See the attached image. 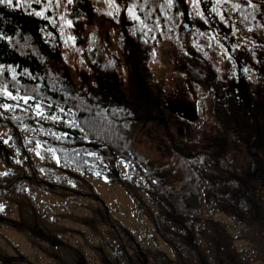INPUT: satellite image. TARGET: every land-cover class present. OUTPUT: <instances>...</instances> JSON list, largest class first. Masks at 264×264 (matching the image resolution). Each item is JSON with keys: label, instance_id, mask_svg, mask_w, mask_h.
Instances as JSON below:
<instances>
[{"label": "rangeland", "instance_id": "rangeland-1", "mask_svg": "<svg viewBox=\"0 0 264 264\" xmlns=\"http://www.w3.org/2000/svg\"><path fill=\"white\" fill-rule=\"evenodd\" d=\"M142 1L150 5L141 8ZM260 1L134 0L135 5H138V8L132 12L136 18H138L136 15H140L141 12L143 19L151 17L156 20L157 15L162 18L160 13L157 14V8L163 11L164 17L166 16L164 24H160L156 20V22L153 21L151 24L146 25L139 20L141 28L145 30L146 39H150V42L146 41L145 44L151 52L148 66L150 70L155 71L154 73L161 74V69L163 72H167L164 75L166 91H170L174 87L173 80L170 78L165 64L159 67L156 66V56H158V45L160 44L159 36L160 33L164 32L162 29L163 25L167 26V30L176 29L177 27L174 28V24H181L183 22L182 10L187 8L191 12L195 23L207 24L208 20L204 15L206 13L205 8H207L208 13L211 14L214 26L213 34L217 33L215 31V25L217 24L230 26L234 37L242 40L253 51L252 55H254L255 59L258 52H261V55L264 54V2L259 4ZM33 2L39 5L38 9L31 10L28 15L37 20L36 25L43 24L41 26L43 31H41L43 32V36L46 37L51 51L57 54L59 49L55 60L50 59L48 61L46 59L48 61L46 69L48 78H51V81L66 99L80 100L82 105L92 103L91 100L94 98L92 90L94 86L91 79L92 74L87 67L88 64L91 65L93 63V53L96 45L95 38L98 33L97 23L100 16H113V11L120 6V1L88 0L90 6L94 9V17L92 16L91 19H89L86 12L82 13L81 5L77 0H34ZM145 11L149 13L147 14ZM153 12L156 15L151 16ZM38 29L40 30V28ZM203 34L204 32H197L191 44L196 45L205 42L210 45L208 55L216 72L218 75L225 73L228 60L223 46L219 39L206 37L203 40ZM168 41L165 40V43ZM30 49L36 54L41 52L38 42H32ZM0 70L3 69L0 68ZM66 72L71 77L72 86L67 81L62 84L59 82V79ZM11 73L14 74L13 71ZM84 75L90 78V81L85 82ZM156 77L162 78V76ZM152 80L156 82L155 78H152ZM63 89L69 91L70 94L63 91ZM9 90L5 84V80L2 78L0 80V95L3 96L7 105L9 104V96L12 95ZM74 92L76 93L71 95ZM190 96L192 95H189L188 98ZM13 97L14 99L15 97L18 98V95H14ZM129 114L132 118L130 120L132 128L131 136L136 151L147 162L148 167L155 170L166 184H171V187L176 186L182 180V167L185 161L192 166H198L202 160V157L186 160L187 157L180 153L179 148L190 155H193V152L201 153V151L211 153L226 151L222 148L225 145L224 138L221 134V128L217 124L219 119L216 118V115L217 117L219 115L213 111H208L206 118L199 119L195 123H190L189 131L191 137H188L187 129L184 128L182 139L179 130L171 124L168 129H165L160 123L145 120V118H138L137 113L133 112L134 116L131 112ZM129 116L115 114V117L122 121L126 118L129 119ZM3 134L4 132L0 129V137H3ZM44 138L40 137L39 139L42 140ZM240 147L242 150L239 152H237L238 147L236 144H230L227 147L228 156L232 159H229V161L237 167L240 164L243 167H247L248 149L243 144ZM67 168L59 170L40 169L42 172L47 171L52 173L54 175V183L63 188H49L43 185H35L36 187H41L42 190L41 192H36L38 197L31 200L24 190L20 191L21 193L24 192L22 195L15 194V190L18 187H13L11 188L13 190L11 200L16 203V206L8 202L9 193L8 195L4 193L3 198H0L1 208H8L7 215L15 218L17 221L16 228H18H6V226H3L2 229L0 228V253L2 252L10 257L22 255L32 262L49 264L45 255L49 246L45 241L39 239V232L50 233L60 237L65 235L64 240L66 243L81 249L91 247V244L96 241L97 244L105 245L102 234L107 233L108 230L103 223L106 211L102 202L95 201L90 197L76 196L69 191L70 188L77 189L80 192L97 193L101 197L100 199L106 203L109 216L112 217V220L116 223L120 222L121 225H126V228L137 225L136 219L139 216H150L149 210L143 213L142 209L139 208L141 211L139 213L137 209L132 208L134 206L132 199L121 184L112 183L105 176H97L96 173L91 174L84 170ZM22 171L20 170V172ZM55 172L61 174V176ZM29 176L27 175V177ZM0 185H3L1 180ZM131 188L133 189L132 186ZM205 188H208L207 194L209 195L211 193L210 190L214 187L208 182ZM228 190L229 187H226L225 193ZM262 200L264 201V198ZM254 210L255 214L260 211L264 216V207H255ZM206 211L208 212V210ZM133 213L135 217H133ZM205 214L211 215L210 213ZM152 220V224L156 227L154 218ZM216 221L217 224L208 222L211 225L208 227V232L206 233L207 238L213 236L221 237L222 239L216 238L220 249L228 250L230 254L234 255V258H236L238 253H241L239 255L244 254V257L247 259L246 262L264 264V220L260 219L251 225L248 222L244 223L243 221L234 220L226 214H218ZM140 222H142V219ZM223 228L224 231L222 232L221 229ZM213 231L215 235H212ZM36 232H38L37 235H34L33 233ZM95 232L97 237L95 236ZM166 245L161 243L160 246L167 248ZM229 260H231V256Z\"/></svg>", "mask_w": 264, "mask_h": 264}, {"label": "trees", "instance_id": "trees-1", "mask_svg": "<svg viewBox=\"0 0 264 264\" xmlns=\"http://www.w3.org/2000/svg\"><path fill=\"white\" fill-rule=\"evenodd\" d=\"M33 1L12 0L11 5L0 2V68L3 69L0 80H5L12 94L8 105L0 95V129L4 132L0 137V180L3 182L0 198L9 193L8 202L16 206L11 200L13 187H18L15 194L25 192L31 200L42 190L36 186L53 188L49 183L55 184L54 175L40 169L70 167L105 176L124 187L135 210L139 213L149 210L166 244L188 264H200L197 251L205 256V251L211 249L215 256V251L220 249L217 239L221 237L206 236L211 225L208 222L217 224L218 214L251 225L257 222L258 213L254 209L259 200L255 196L259 181L247 177L240 181L238 173L226 164L231 158L204 157L198 166L185 161L182 180L171 187L136 151L130 119L122 121L115 117V114L129 116L128 112L66 99L48 78L46 57L49 54L45 49L42 51L43 24L36 25L37 20L28 15L38 9L39 5ZM34 40L40 46L39 54L30 49ZM14 95L18 98L14 99ZM40 137L45 138L40 140ZM243 145L247 147L248 143ZM226 147V144L222 146L228 152ZM249 161L248 166H252ZM208 182L214 187L209 195L205 188ZM226 187L229 190L225 193ZM7 214L8 208L0 206V228H16L17 221ZM181 232L193 236L185 239ZM0 264L32 263L22 255L10 257L1 252Z\"/></svg>", "mask_w": 264, "mask_h": 264}, {"label": "flooded vegetation", "instance_id": "flooded-vegetation-1", "mask_svg": "<svg viewBox=\"0 0 264 264\" xmlns=\"http://www.w3.org/2000/svg\"><path fill=\"white\" fill-rule=\"evenodd\" d=\"M119 1L120 6L113 11L114 15L100 16L97 23L98 33L95 38L93 63L88 64L87 67L92 74L94 86L92 103L102 109L137 113L138 118L160 123L165 129H168L171 124L179 130L181 139L184 128L187 129L188 137H191L189 131L191 122L195 123L199 119L206 118L208 111L217 113L219 115V117L216 115L219 119L217 124L221 128L227 147L230 144H236L237 152H239L242 150L240 146L248 143L246 148L249 149L247 153L249 157L246 163L249 164L251 160L252 166L243 167L240 164L235 168L232 162L227 161V164L228 168L238 173L240 181L243 182L245 177L259 181L255 192L259 200H256L255 205L257 208H263L264 54L261 55V52H258L254 59L253 51L242 40L234 37L228 25H215L217 33L213 34L214 26L207 8L204 14L208 20L207 24L195 23L189 9H184L182 10L183 22L174 24V28H177L171 30H167V26L163 25L164 32L159 36L156 66H163V64L167 66L174 86L170 91H166L164 75L167 72L161 69V74H158L150 70L148 65L151 52L145 45L146 41L150 42V39H146L145 30L139 24V20L146 25L156 20L164 24L166 16L164 17L163 11L157 8V14L160 13L162 18L157 15L156 20L151 17L143 19L142 12L136 15L138 17L136 18L132 13L138 8L134 0ZM262 2L264 0H261L259 4ZM78 3L81 5L82 13L86 12L89 19L94 17V9L88 0H79ZM149 5L142 1L140 7ZM153 15L156 14L153 12L151 16ZM197 32H204L203 40L206 37L219 39L228 60L225 73L218 75L216 72L208 55L210 45L205 42L191 44ZM165 40L169 41L165 43ZM42 42V51L44 52L45 49L49 54L46 59L57 58L59 49L57 54H54L47 44L46 37L42 39ZM259 44L261 45L260 42ZM151 76L156 79V82ZM156 76H162V78ZM84 77L85 82L90 81L86 75ZM65 81L72 86L71 77L67 75V72L59 79L61 84ZM71 89L75 91L72 87ZM63 91L66 90L63 89ZM66 92L69 93V91ZM189 95L192 96L188 98ZM129 119L132 120L130 116ZM256 144L259 145L258 148ZM179 150L183 156L192 160L196 157L204 158L213 155L229 159L227 151L219 153L201 151V153L193 152V155H190L181 148ZM59 187L62 186L56 184L53 188ZM70 189L72 190L69 191L76 196L90 197L101 202L97 193L81 191L77 194L74 191L77 189ZM132 208L134 209V206ZM133 215L135 217L134 213ZM255 218L257 221L264 220L260 211ZM141 219L142 222H140ZM104 220L103 223L108 230L107 233L102 234L105 245L97 244L96 241L87 249L69 245L64 240L65 235L60 237L39 231L33 234L38 233L39 239L49 246L48 251L45 252L49 264H188L178 252L166 245L149 215L139 216L136 219V227L128 228L120 222H114L111 216L108 218L105 215ZM180 235L185 239L193 236L184 232ZM95 236L97 237L96 232ZM161 243L167 248L160 246ZM197 253L200 264H252V262H246L244 254L238 253L234 258V255L226 249L216 250L215 256L212 255L211 249L205 251V256H202L200 251ZM230 256L231 260H229ZM193 261H196L195 256ZM30 262L38 264L35 261Z\"/></svg>", "mask_w": 264, "mask_h": 264}, {"label": "water", "instance_id": "water-1", "mask_svg": "<svg viewBox=\"0 0 264 264\" xmlns=\"http://www.w3.org/2000/svg\"><path fill=\"white\" fill-rule=\"evenodd\" d=\"M50 186H53L52 184H50ZM77 194H80L81 192L80 191H78V190H74ZM99 199H100V197H99ZM101 200V202H102V204H103V206H104V208H105V211H106V215H107V217L108 218H110V216H109V212H108V207H107V205H106V203L102 200V199H100Z\"/></svg>", "mask_w": 264, "mask_h": 264}, {"label": "snow or ice", "instance_id": "snow-or-ice-1", "mask_svg": "<svg viewBox=\"0 0 264 264\" xmlns=\"http://www.w3.org/2000/svg\"><path fill=\"white\" fill-rule=\"evenodd\" d=\"M0 2H6V3L9 4V5L12 4V0H0Z\"/></svg>", "mask_w": 264, "mask_h": 264}]
</instances>
